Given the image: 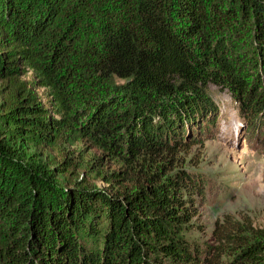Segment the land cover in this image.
I'll return each instance as SVG.
<instances>
[{"label": "trees", "instance_id": "16d2710c", "mask_svg": "<svg viewBox=\"0 0 264 264\" xmlns=\"http://www.w3.org/2000/svg\"><path fill=\"white\" fill-rule=\"evenodd\" d=\"M243 30L264 82V0H0V264H264V228L229 215L217 245L187 236L202 182L178 163L212 86L264 119Z\"/></svg>", "mask_w": 264, "mask_h": 264}, {"label": "rangeland", "instance_id": "374dc122", "mask_svg": "<svg viewBox=\"0 0 264 264\" xmlns=\"http://www.w3.org/2000/svg\"><path fill=\"white\" fill-rule=\"evenodd\" d=\"M243 31L232 34V46L237 59L242 61L243 74L251 86L259 88L264 82L255 74L260 73V69L255 71L258 53L252 34L249 30ZM116 81L120 80L116 78ZM38 93L46 100V90L38 89ZM210 95L219 106L218 120L208 131L198 132L196 138L192 136L187 140L178 161L202 182L200 191L194 190L188 196L195 216L186 232L202 247L217 245L214 230L217 222H222L227 215L248 222L255 229L264 228V119L256 115V126L248 131V122L235 94L227 88L212 86ZM78 146L81 145L71 148ZM91 152L100 153L88 147L84 156H90ZM109 162L106 159V165ZM93 182L99 187H109L100 180ZM226 260L229 258L225 257Z\"/></svg>", "mask_w": 264, "mask_h": 264}]
</instances>
